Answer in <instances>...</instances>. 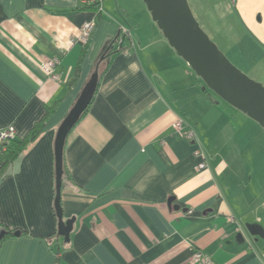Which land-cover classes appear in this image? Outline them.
<instances>
[{
    "label": "crops",
    "instance_id": "obj_1",
    "mask_svg": "<svg viewBox=\"0 0 264 264\" xmlns=\"http://www.w3.org/2000/svg\"><path fill=\"white\" fill-rule=\"evenodd\" d=\"M97 1L0 0V129L20 140L48 114L20 156L0 155V264H194L196 250L215 264H264V236L247 228L264 232V127L205 92L143 0ZM225 3L216 35L263 82L264 0ZM121 26L130 37L118 50ZM52 58L59 81L42 70ZM95 77L63 146L61 205L64 221L75 218L66 242L58 136ZM179 119L195 141L176 132Z\"/></svg>",
    "mask_w": 264,
    "mask_h": 264
},
{
    "label": "water",
    "instance_id": "obj_2",
    "mask_svg": "<svg viewBox=\"0 0 264 264\" xmlns=\"http://www.w3.org/2000/svg\"><path fill=\"white\" fill-rule=\"evenodd\" d=\"M143 2L164 37L201 78L205 88L264 127V86L249 78L231 63L201 28L188 0H143ZM96 82L95 77L88 83L89 91L80 96L77 106L62 123L58 136L60 142L57 155L58 234L64 237L66 242L70 241L75 218L64 221V213L60 208L63 146L68 133L89 106L96 89ZM174 200L175 198H170L168 205L171 206ZM247 228L254 236H264L260 225H248ZM16 234L19 235L20 232ZM4 236L5 232H0V239Z\"/></svg>",
    "mask_w": 264,
    "mask_h": 264
},
{
    "label": "built area",
    "instance_id": "obj_3",
    "mask_svg": "<svg viewBox=\"0 0 264 264\" xmlns=\"http://www.w3.org/2000/svg\"><path fill=\"white\" fill-rule=\"evenodd\" d=\"M81 2L86 5L99 4V1L97 0H81ZM95 27H96L95 18H92L91 20L86 21L81 27L80 34L76 38V40L86 45L89 42V39ZM127 37H130V31L124 26H121L120 36L117 39V49L118 50H121L123 48V43ZM59 64H60L59 58L49 59L42 64V70L47 76H49L53 80L59 81L60 76L56 73V68L58 67ZM174 128L176 132L182 134L187 139L192 140V141L196 140L195 132L183 119H179L174 124ZM16 139H17V131L13 126H7L5 128L0 129V153L5 150V145L8 142H11ZM199 153L200 151H196V155H199ZM206 168H207L206 162H201L195 167V170L200 172L202 170H205ZM191 261L194 264H215L214 261L210 257H208L206 254H204L200 250H196L194 252L191 258Z\"/></svg>",
    "mask_w": 264,
    "mask_h": 264
},
{
    "label": "rangeland",
    "instance_id": "obj_4",
    "mask_svg": "<svg viewBox=\"0 0 264 264\" xmlns=\"http://www.w3.org/2000/svg\"><path fill=\"white\" fill-rule=\"evenodd\" d=\"M189 5L192 9V12L201 26V28L208 34L211 40L217 44L219 49L226 55V57L231 61V63L236 66L240 71L246 74L252 80L261 83L264 86V81L260 82L255 73H250L246 70V66L239 60V56L236 55L234 51H229L223 48L219 36L216 33H219L221 30L222 19L225 17V12L222 9L225 7V0H188ZM226 19V17H225ZM194 74L195 72L190 69ZM195 75V74H194ZM204 89V87H201ZM212 92V91H210ZM213 98H218L215 93H211ZM220 98V97H219ZM259 155L261 156V163L258 164L260 170H264V142L259 147ZM256 168V171L258 170Z\"/></svg>",
    "mask_w": 264,
    "mask_h": 264
},
{
    "label": "trees",
    "instance_id": "obj_5",
    "mask_svg": "<svg viewBox=\"0 0 264 264\" xmlns=\"http://www.w3.org/2000/svg\"><path fill=\"white\" fill-rule=\"evenodd\" d=\"M97 5H92L93 8H97ZM88 45V44H87ZM124 49V48H123ZM110 52V50H108L105 54H104V58H107L108 57V53ZM81 63V59L79 61V64H78V69H79V65ZM99 75V74H98ZM203 83V81H202ZM204 84V83H203ZM205 86V84H204ZM205 92L207 94H209L210 90L206 89L205 88ZM89 107V106H88ZM88 107L87 109L80 115L78 121L76 122V124L74 125L73 128H75V126L83 119V117L86 115L87 113V110H88ZM48 115V114H47ZM47 115L42 119L40 120L39 122H37L31 129L30 131L28 132V134L23 137L22 139H16V140H13L11 142H8L6 145H5V150L2 151L0 153V155H3L7 158L8 161H13L15 158H17L18 156H20L25 150L26 148L28 147V145L32 142H34L39 136L40 134L42 133V130L44 129L45 127V119L47 117ZM62 166H63V155H62ZM63 172V170H62ZM57 198H58V191H56V197H55V207H54V210H55V213L57 215V212H58V205H57ZM61 201V199H60ZM60 208H62V205H61V202H60ZM58 217V216H57Z\"/></svg>",
    "mask_w": 264,
    "mask_h": 264
}]
</instances>
